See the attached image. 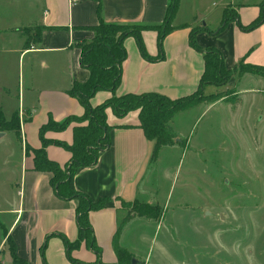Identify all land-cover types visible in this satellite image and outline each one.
<instances>
[{"label":"crops","instance_id":"0c3cea01","mask_svg":"<svg viewBox=\"0 0 264 264\" xmlns=\"http://www.w3.org/2000/svg\"><path fill=\"white\" fill-rule=\"evenodd\" d=\"M32 1L38 7L37 16L28 25L15 29L18 46L14 50H3L16 56L17 69L7 73L0 66V112L7 121L13 117L18 120L17 131L8 128L0 131V149H4L0 162L4 160L9 165L8 178L0 183V264H14L7 238L24 264H75L67 257L62 236L69 242L78 237L77 200L59 198L50 184L51 174L35 170L33 155L26 149L42 146L40 127L50 118L60 122L68 116L84 113L78 99L68 92L74 82H85L89 77L88 69L80 65L79 44L92 39L91 27L99 22L98 8L106 22L151 26L163 22L169 0ZM262 1L239 10L226 3L216 12V8L207 5V0H179L173 29L160 47L154 30L141 32L144 48L154 60L149 61L141 55L133 36L124 39L126 57L121 63V83L116 94L154 91L173 100L193 95L198 89L204 63L203 52L189 44L191 32L195 33L197 46L215 47L220 51L227 69L241 62L264 67V22L251 30L240 27L258 18ZM227 8H234L238 17L228 20L217 31ZM37 26L43 28L39 41L33 30ZM29 27L33 29L26 33L24 29ZM248 75L264 77L251 72L241 76L234 73L227 84L241 81ZM209 86L216 85H206L204 94L214 93L212 90L206 93ZM110 95L109 91H98L92 96L91 104H100ZM212 104L214 102L205 99L189 103L177 111L170 122L185 110L199 105L206 109ZM105 111L111 143L98 154L94 165L79 167L73 177V187L93 202L101 197L108 199L104 208L90 211L88 219L101 249V264H119L112 241L121 223L124 221L118 231V244L135 257L133 248L126 242L133 236L142 237L143 219L155 221L131 211L135 202L141 203L143 195L147 196L144 203H155L150 188L146 187L148 168L158 160L165 147H175L184 140L180 137L182 131L174 132L176 143L162 146L157 157L151 160L154 142L145 137L139 126V111H130L123 117H117L109 107ZM76 125L73 122L61 131L47 130L45 133V138L51 140L45 149L46 156L61 167L69 162L71 154L53 141L71 144ZM4 137L8 138L9 146L4 144ZM72 256L90 264L96 260L84 242L73 250Z\"/></svg>","mask_w":264,"mask_h":264},{"label":"rangeland","instance_id":"374dc122","mask_svg":"<svg viewBox=\"0 0 264 264\" xmlns=\"http://www.w3.org/2000/svg\"><path fill=\"white\" fill-rule=\"evenodd\" d=\"M207 1L220 12L226 3L239 10L260 0ZM34 4L0 0V66L7 73L17 69V58L3 50L18 46L15 29L35 19ZM245 77L209 86L206 93L225 96L207 111L195 106L169 121L184 141L165 147L147 170L146 187L158 209L155 221L143 219L142 237L126 242L134 264H264V77ZM8 171L1 160L0 183Z\"/></svg>","mask_w":264,"mask_h":264},{"label":"trees","instance_id":"16d2710c","mask_svg":"<svg viewBox=\"0 0 264 264\" xmlns=\"http://www.w3.org/2000/svg\"><path fill=\"white\" fill-rule=\"evenodd\" d=\"M179 0H169L166 7L164 20L160 24L144 25L140 23H112L102 20L100 16L101 8H98L99 22L91 27L93 37L90 41L79 44L81 57L80 65L88 69L89 77L85 82H74L69 89V94L78 99L83 107L81 116H68L60 122L53 121L51 118L45 125L40 127L39 137L42 146L26 150L33 155V166L37 171L49 172L51 174L50 184L56 195L61 199L77 200L76 207V224H77V239L73 242L66 240L65 247L67 250L68 259L75 264H90L80 262L73 258L72 252L79 248L82 242L86 244L88 249L94 253L96 260L91 264H101V249L95 241V237L88 219V213L104 208L108 199L101 197L95 202L81 191H77L73 187V177L79 167L92 166L97 162L98 154L107 149L110 145L109 129L110 126L106 122V109L109 107L117 117H123L130 111H139V126L142 128L145 137L149 141H153V149L150 154L151 160L157 156L158 150L162 146H170L176 143L175 133L169 125L170 119L174 114L184 108L189 103L198 102L205 99L215 102L220 98H224L225 94L214 92L213 94H204L203 90L206 85H216L218 87L226 86L229 77L232 74L237 76L243 75L245 72H251L257 75L264 76V67H257L246 63H239L233 69H227L222 61L220 51L215 47L201 48L197 46L194 39V32H191L189 44L196 50L203 52L204 69L200 75L198 89L193 95L184 97L183 99H170L165 95L157 92H142V93H123L116 94V89L121 83V63L126 57V50L123 46V41L128 36H133L136 40L138 49L141 55L152 61L155 58L150 57L142 39L141 32L143 30H154L157 34L159 47L162 45L163 39L168 32L173 29L172 21L179 7ZM227 8L223 13V21L218 28L219 31L228 20L237 19L236 11L233 13ZM264 22V0L260 3V13L258 18L247 26L240 27L244 30H251L260 23ZM33 28H26L24 31L29 33ZM42 27L37 26L33 30L36 31L34 37L37 41L40 40V32ZM201 29H206L202 27ZM29 44L27 40L26 46ZM109 91L110 97L100 104H91L92 96L98 91ZM230 91H233L230 89ZM229 91V92H230ZM78 125L73 127V138L71 144L62 141H53V143L64 147L71 154L69 162L61 167L57 162L46 156V146L51 142L45 138L47 130L61 131L71 123ZM18 120L13 117L10 121L5 120L4 115L0 112V131L4 128L17 131ZM158 207L148 203L135 202L131 211L138 216L153 218ZM153 215V216H151ZM124 225V221L117 229L112 245L115 250L119 264H127L131 261V255L120 247L118 244V231ZM11 255L14 264H24V261L18 259L13 243L7 238Z\"/></svg>","mask_w":264,"mask_h":264},{"label":"water","instance_id":"95a60500","mask_svg":"<svg viewBox=\"0 0 264 264\" xmlns=\"http://www.w3.org/2000/svg\"><path fill=\"white\" fill-rule=\"evenodd\" d=\"M131 263H132V264H134V263H136V261H134V260H131Z\"/></svg>","mask_w":264,"mask_h":264},{"label":"built area","instance_id":"2783aa9c","mask_svg":"<svg viewBox=\"0 0 264 264\" xmlns=\"http://www.w3.org/2000/svg\"><path fill=\"white\" fill-rule=\"evenodd\" d=\"M75 0H72V2H74Z\"/></svg>","mask_w":264,"mask_h":264}]
</instances>
